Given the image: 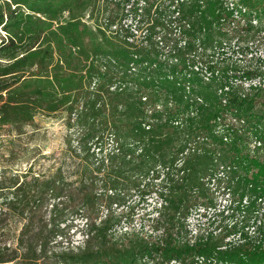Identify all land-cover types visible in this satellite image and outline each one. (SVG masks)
I'll list each match as a JSON object with an SVG mask.
<instances>
[{"label":"trees","instance_id":"trees-1","mask_svg":"<svg viewBox=\"0 0 264 264\" xmlns=\"http://www.w3.org/2000/svg\"><path fill=\"white\" fill-rule=\"evenodd\" d=\"M159 1L147 9L149 44L133 47L83 22L93 0H0V129L21 135L37 116L65 113L71 131L68 177L0 168L1 233L11 217L20 221L15 245L0 239V264H264V72L220 61L233 41L241 50L256 37L252 18L261 21L263 9L190 0L180 5L191 23L186 45L167 31L166 55L154 40L164 25L151 16ZM235 12L247 22L238 37L214 30ZM135 194L158 200L151 235L123 231L136 217ZM199 209L230 228L181 238ZM79 211L84 241L74 251L60 225ZM118 233L122 243L112 244Z\"/></svg>","mask_w":264,"mask_h":264},{"label":"rangeland","instance_id":"rangeland-1","mask_svg":"<svg viewBox=\"0 0 264 264\" xmlns=\"http://www.w3.org/2000/svg\"><path fill=\"white\" fill-rule=\"evenodd\" d=\"M93 1L94 2L91 6V9H89L82 17L83 22H86L85 24L95 32L96 28H99L100 26L104 27L106 30H109L108 34L111 35V32L116 31V29L111 27L109 21L111 24H117L118 30H120L121 24L123 25L122 21L120 22L119 17L122 8L121 3H116L115 0ZM223 1L227 3L225 5H228L229 8L233 6L232 4H237L238 2V0ZM253 1L258 3V6L263 9L260 11L258 10V13L262 15L261 21L258 19L253 20L252 18V24L256 31V37L251 39V42L249 41V43H245L242 41L243 39L240 40L242 41L241 50H243V52L241 50H237L238 45L235 43L236 41H233L231 44L232 48L225 49V53L223 54L226 55L223 56V59L220 58V61L230 58L232 61H229L228 64L240 66L241 71L256 70L264 72V33H260V28H264V0ZM160 6L161 11L158 15L163 21L164 12H169V0H161ZM254 11L256 12L257 9H254ZM189 12H191V9L186 12L187 16L191 18L192 15ZM67 17L68 13L66 12L64 19ZM192 18V21H199L196 20V17ZM240 19L241 18L236 19L234 23L224 22L223 25H217V27L220 29L214 30H220L224 34L234 31V35L238 37L239 31L242 29V27H245L247 23L244 19ZM164 28L171 29L168 26H164ZM261 31L264 32V29ZM123 32L126 31L124 30ZM0 34L5 36V33L2 31H0ZM206 55L210 57L212 52L209 51ZM216 56L217 55H215V57ZM152 58L154 57L152 56ZM225 65H227V63L224 62V66ZM70 132L71 131L67 126V116L65 113H59L54 116L39 115L36 117L35 122L32 125H28L24 128L23 134L21 135L13 132L10 128L0 129V168L5 166L9 168L10 172H23L31 165H34V171L36 173L41 172L43 177L44 175L45 177H48L53 176L54 174H59L60 169L63 170L62 174L68 177V171L66 168L71 165L69 164L70 161H65L68 159V157H65L64 153L67 150V140ZM68 180L71 182L70 184L78 182L76 175H71ZM9 193L10 191L8 190L4 191V194ZM137 198L138 195L135 194L130 200L131 202L133 201V204L137 202L134 205L136 217L131 221L130 225L127 221H125V224H123V231L127 230L128 232L151 235L150 226L152 225L153 218L156 217L155 203H157L158 200L149 199L145 203H139ZM54 202H58V200H49V204H54ZM218 204L227 206V201H221L220 197ZM68 206L69 204L65 201V203L60 206V208L63 209ZM121 211L122 209H116L117 213ZM124 211L126 212V210ZM203 212V209H199L197 212L193 211L188 222V230L190 234L189 236H181V238L194 240L193 236L196 234L201 235L208 233H214L215 235L222 236L226 233L227 228H230L231 221L229 219H225L220 214L213 215L212 212H209L207 217H199L200 214H204ZM105 214L106 211L103 210L101 215L103 216ZM81 215H83V213L79 211V213L68 214L66 217H63L65 223L61 224L60 226L66 227L67 231L69 230V238L72 242L71 245H69L67 242L62 244L65 245V248H71L72 250L77 251L78 248L83 246L84 238L81 232L83 228H85L86 220L81 217ZM233 221V224L236 222L239 224L242 220L240 218H236ZM241 225L242 224H240L239 227H242ZM6 226H12V228L11 230L6 231V233H1L0 231V239H4L7 242L15 245V237L20 230V221L15 217H11L8 219ZM158 236L161 237V234L155 233V237ZM120 237L121 233H118L115 234V236H112V238L109 240L112 244H121L122 242ZM229 240H238V237L235 239H233V237L227 239V241Z\"/></svg>","mask_w":264,"mask_h":264},{"label":"built area","instance_id":"built-area-1","mask_svg":"<svg viewBox=\"0 0 264 264\" xmlns=\"http://www.w3.org/2000/svg\"><path fill=\"white\" fill-rule=\"evenodd\" d=\"M112 1V0H111ZM116 3H121L122 8L120 12V22L122 21L123 25L121 24V29L118 30V25L114 23H110L111 27L113 29H116V31H112L111 35L108 34L109 30H106L104 27L96 28V31L101 30L102 32L106 33L107 36H116L119 39H121L124 43L130 44L133 47L134 46H147L149 44L148 37L151 32V21L147 22V9L150 6L151 0H115ZM190 0H169V12H164L163 14V22L164 25L157 28L158 35L156 36L155 43L159 45V49L163 51V54H168V52L171 50V46H168L166 44L165 40H163V37L165 35V32H172L174 40H177L175 42L180 43V46H185V42L183 38V31L185 29L191 28V23L189 20H186L183 18V12L181 11L180 5L188 3ZM201 2H205V0H200ZM159 1L156 6L151 11V16H158L161 11ZM245 12V11H244ZM235 16L237 18H240L241 15L238 12H235ZM86 23V22H85ZM164 26H168L171 29H166ZM126 32H123V31ZM173 30V31H172ZM165 55V56H166ZM170 62H177L176 58H170ZM197 60H199L197 58ZM204 64L202 62H197L198 68H204ZM204 78L205 81H210V74L207 73L204 70ZM250 85L246 84V88H249Z\"/></svg>","mask_w":264,"mask_h":264}]
</instances>
